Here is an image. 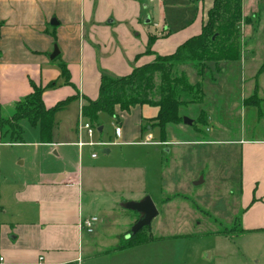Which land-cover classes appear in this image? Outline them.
Here are the masks:
<instances>
[{
	"label": "rangeland",
	"instance_id": "374dc122",
	"mask_svg": "<svg viewBox=\"0 0 264 264\" xmlns=\"http://www.w3.org/2000/svg\"><path fill=\"white\" fill-rule=\"evenodd\" d=\"M162 1L163 13L157 0H140L138 19L126 22L134 38L157 36L162 28L156 27L155 22L162 15L171 23L170 33L181 34L191 26L201 6V0ZM243 4V14L255 15L252 19H256V26L248 23L252 31L246 42L250 51L245 62L224 61L221 66L209 63L203 80V102L181 106L182 116L193 120L192 124H168L167 138L161 141L159 127L142 129L145 114L155 107L119 108L116 114L123 119L122 127L128 136L118 140L114 135L115 117L106 112L99 114L103 132L96 127L92 139L117 140L121 144L110 146L108 155L102 152L103 145L82 148L84 166L102 162L99 167L103 168L84 170L82 174L81 204L89 214H96L98 221L91 233H84L80 264H264V233L239 231L243 218L240 208L243 144L239 140L264 139V0H243ZM147 15L153 21L145 24ZM158 37L162 38L161 34ZM189 75L193 79L191 72ZM257 82L258 100L246 103L244 99L252 96ZM202 112L207 114L206 122L199 118ZM21 124L24 142L0 138L1 195L21 188L24 181L32 180L40 170L60 169L68 164L47 146L38 144V126H32L27 119L21 120ZM55 138L66 141L68 136L62 132ZM71 149L76 153L72 158L75 162L77 149ZM92 152L99 155L96 163L91 158ZM201 176L203 182L195 184ZM141 195H150L159 209V214L143 230L151 240L101 253L120 245L131 223L139 217L138 213L123 208L121 200Z\"/></svg>",
	"mask_w": 264,
	"mask_h": 264
},
{
	"label": "crops",
	"instance_id": "0c3cea01",
	"mask_svg": "<svg viewBox=\"0 0 264 264\" xmlns=\"http://www.w3.org/2000/svg\"><path fill=\"white\" fill-rule=\"evenodd\" d=\"M157 1L163 13V1ZM213 1H201L191 26L175 36L170 33L171 23L162 15L160 21L155 22L156 27L161 25L158 35L162 38L155 36L151 45L154 53L148 55L145 51L150 37L134 38L126 25L127 21L138 19L140 0H0L1 112L10 115L13 103L32 92V83L45 87L43 100L48 108L73 97L55 114L52 142L38 143L47 146L58 159L68 164L60 169L40 170L32 180L24 181L21 188L0 194V264L82 262L84 233L93 231L80 227L82 218L91 215L81 204L82 174L84 170L103 168L99 167L102 162L97 164L98 167L81 163L82 149L76 142L85 97L98 98L102 74L127 75L134 67L153 61L156 54L171 53L185 39L199 34ZM152 21L153 17L147 15L143 22ZM241 33L239 60L245 62L250 51L246 42L252 37L251 25L244 24ZM55 45L59 49L58 58L51 59ZM222 62L216 66H221ZM62 65L70 73V83H66L62 75ZM259 84L257 82L252 88V95L257 98ZM157 110L155 107L152 112H147L145 118L154 116ZM117 120L122 128L118 140L125 139L128 135L122 127L124 121L119 116ZM62 132L68 136L67 140H56L55 135ZM100 132H103V126ZM107 142L110 143L102 148L107 155L111 153L110 146L121 144L117 140ZM239 142L243 144V163L240 165L243 218L239 229H243L244 234L264 233V139ZM123 143L130 141L123 140ZM66 146L77 149L78 160L73 161L76 153ZM92 153H96V157H92ZM92 153L91 158L96 163L99 155ZM140 198L142 195L121 201ZM134 222H130L131 225ZM113 249L101 253L107 254Z\"/></svg>",
	"mask_w": 264,
	"mask_h": 264
},
{
	"label": "trees",
	"instance_id": "16d2710c",
	"mask_svg": "<svg viewBox=\"0 0 264 264\" xmlns=\"http://www.w3.org/2000/svg\"><path fill=\"white\" fill-rule=\"evenodd\" d=\"M253 16L255 15L243 14V0H214L207 11L201 32L185 39L173 52L156 54L153 61L134 67L131 73L124 76L102 74L98 98L85 97L81 109L83 117L98 128V117L102 112L118 119L117 108L130 110L135 105L154 106L158 108L157 113L144 118L142 129L159 127L161 141H165L166 126L183 122L181 106L203 102V80L209 63L217 65L221 61L240 59L241 28L248 23L256 26ZM155 38L150 36L146 53H154L151 45ZM190 72L193 79L190 78ZM62 75L66 83L71 82L65 65H62ZM32 88L31 93L13 103L10 115L1 112L0 103V138H9L12 143L24 142L21 120L27 119L32 126L39 127L41 143L52 142L55 114L73 97L61 100L48 108L43 100L45 87L32 83ZM251 99L258 100L256 95H252L244 101L251 103ZM201 114L200 120L206 122L207 114ZM147 227L124 237L120 245L113 250L130 248L150 241L151 237L143 232Z\"/></svg>",
	"mask_w": 264,
	"mask_h": 264
},
{
	"label": "water",
	"instance_id": "95a60500",
	"mask_svg": "<svg viewBox=\"0 0 264 264\" xmlns=\"http://www.w3.org/2000/svg\"><path fill=\"white\" fill-rule=\"evenodd\" d=\"M59 54L58 46H54V50L50 56L51 59H54ZM183 123L192 124L193 120L183 117ZM99 131H102V126L98 127ZM203 182V176L195 182L199 184ZM121 206L127 210H132L139 214L137 221L132 225L130 233L127 234V237L139 232L145 226L151 224L153 218L159 214V209L150 195H145L140 200H126L121 203Z\"/></svg>",
	"mask_w": 264,
	"mask_h": 264
},
{
	"label": "built area",
	"instance_id": "2783aa9c",
	"mask_svg": "<svg viewBox=\"0 0 264 264\" xmlns=\"http://www.w3.org/2000/svg\"><path fill=\"white\" fill-rule=\"evenodd\" d=\"M117 120V119H116ZM114 123V133L117 138L121 137L122 128L118 125V120ZM80 134L79 140L76 142L78 147L82 149L83 146H96V145H103L107 146L110 142H103V141H94L92 138L95 135V127L90 123L89 120L83 117L82 111L80 112V119H79V127H78ZM83 133V134H82ZM92 157H96V153H92ZM98 220L96 215H91L87 217H83L80 222V227L86 229L87 231H92L93 225Z\"/></svg>",
	"mask_w": 264,
	"mask_h": 264
}]
</instances>
